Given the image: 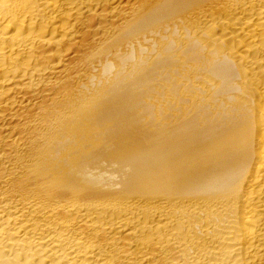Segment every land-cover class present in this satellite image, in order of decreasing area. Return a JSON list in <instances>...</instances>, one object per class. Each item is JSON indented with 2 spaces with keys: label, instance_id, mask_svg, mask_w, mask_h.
I'll return each instance as SVG.
<instances>
[{
  "label": "bare ground",
  "instance_id": "1",
  "mask_svg": "<svg viewBox=\"0 0 264 264\" xmlns=\"http://www.w3.org/2000/svg\"><path fill=\"white\" fill-rule=\"evenodd\" d=\"M0 264H264V0H0Z\"/></svg>",
  "mask_w": 264,
  "mask_h": 264
}]
</instances>
